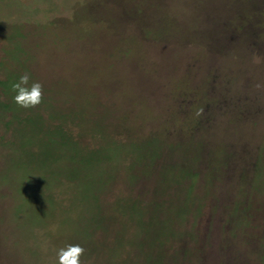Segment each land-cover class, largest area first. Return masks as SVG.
I'll list each match as a JSON object with an SVG mask.
<instances>
[{
	"label": "rangeland",
	"instance_id": "rangeland-1",
	"mask_svg": "<svg viewBox=\"0 0 264 264\" xmlns=\"http://www.w3.org/2000/svg\"><path fill=\"white\" fill-rule=\"evenodd\" d=\"M77 244L82 264H264V0H0V264Z\"/></svg>",
	"mask_w": 264,
	"mask_h": 264
},
{
	"label": "clouds",
	"instance_id": "clouds-1",
	"mask_svg": "<svg viewBox=\"0 0 264 264\" xmlns=\"http://www.w3.org/2000/svg\"><path fill=\"white\" fill-rule=\"evenodd\" d=\"M11 87L15 93L13 100L20 108H35L43 102V85L34 80L30 73L20 75ZM84 251L78 244L61 248L58 252L59 264H82L81 256Z\"/></svg>",
	"mask_w": 264,
	"mask_h": 264
},
{
	"label": "trees",
	"instance_id": "trees-1",
	"mask_svg": "<svg viewBox=\"0 0 264 264\" xmlns=\"http://www.w3.org/2000/svg\"><path fill=\"white\" fill-rule=\"evenodd\" d=\"M43 102H44V100H43ZM224 104H225V105H226V104L229 105L228 102H224ZM227 105H226V107H227ZM230 110H231V108H230V107H227V109H226V111H225V115H226L227 118H229V113L231 112ZM55 111H56V110H55ZM52 115L56 117L57 115H59V113L54 112ZM40 118H41V117H40ZM66 136L68 137V141H65V142H68V143H69L71 137H70L68 134H66ZM69 137H70V138H69ZM71 139H72V138H71ZM151 142H153V140H151ZM147 143H150L149 140H147ZM150 144H151V143H150ZM173 144H174V145H173ZM182 144H183V143H182L181 141L179 142L178 140H177V142H174V143H172V142L168 143V145H169L170 147H172V148H173V146H174L175 148H176L177 146L180 147ZM156 145H157V146L159 145L160 147L163 146L162 144H159V143H157ZM119 146H120V145H119ZM149 146L151 147L152 151H154L155 153L157 152V149H156V148H158L157 146H154V145L151 144V145H148L147 147H149ZM117 147H118V146H117ZM117 147H116V148H113V149H114V150H115V149L117 150V149H118ZM120 147H121V146H120ZM110 148H111V147H110ZM111 149H112V148H111ZM113 149H112V150H113ZM224 151H225V150H224ZM95 153H99V150L96 151ZM95 153L93 152V156H94ZM101 153H102V152H101ZM171 168L173 169L174 167L171 166ZM164 169H165V170H163V171H168V170H167L168 168L165 167ZM187 174H188L189 176H195V174H192L191 172H187ZM74 175H75V174H74ZM74 175H73V177H74ZM196 175H197V174H196ZM75 177H76V176H75ZM213 177H214V176H213ZM213 177L209 176V178H208V182H209V181L212 182V181H213V179H212ZM192 181H194V180H192ZM255 181H256L257 183H255V184H253V185H254V186L256 185V186H255V188H256L257 185L260 186L259 183H258V177L256 178ZM258 189H259V187H258ZM189 191H190V190H189ZM189 195H190V197L195 196V194H193V190L190 191V194H189ZM96 199H97V198H96ZM158 202H159V201H158ZM163 209H164V208H163ZM163 209H162V210H163Z\"/></svg>",
	"mask_w": 264,
	"mask_h": 264
}]
</instances>
